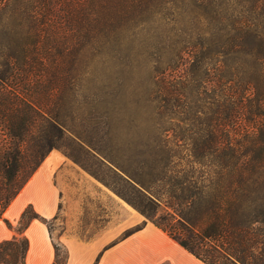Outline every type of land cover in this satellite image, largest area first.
<instances>
[{
	"label": "trees",
	"instance_id": "obj_1",
	"mask_svg": "<svg viewBox=\"0 0 264 264\" xmlns=\"http://www.w3.org/2000/svg\"><path fill=\"white\" fill-rule=\"evenodd\" d=\"M147 1L0 0V218L65 134L57 94L68 52L75 58L85 36L117 31ZM258 28L235 20V33L207 54L218 65L212 78L205 72L202 94L213 106L206 123L217 133L214 147L208 134L199 154L215 155L216 179L198 186L173 181L167 194L173 212L147 214L205 264H264V25ZM65 29L73 32L70 48ZM137 183L150 189L151 183ZM32 219L47 221L29 204L16 224L21 235L0 242V264H25L29 242L22 233ZM54 249L53 264H65Z\"/></svg>",
	"mask_w": 264,
	"mask_h": 264
},
{
	"label": "rangeland",
	"instance_id": "obj_2",
	"mask_svg": "<svg viewBox=\"0 0 264 264\" xmlns=\"http://www.w3.org/2000/svg\"><path fill=\"white\" fill-rule=\"evenodd\" d=\"M138 10L117 31L82 38V49L75 58L69 51L63 66L57 98L66 131L52 149L89 182L80 207L71 202L45 222L59 259L67 255L57 241L66 221L74 233L93 238L129 213L151 221L148 213L173 212L167 194L175 180L198 186L216 179L215 155L199 154L208 134L214 147L217 133L206 123L213 106L202 94L205 72L212 78L218 65L207 54L235 33V20L264 25V0H151ZM62 34L70 48L73 32ZM13 229L18 233V225Z\"/></svg>",
	"mask_w": 264,
	"mask_h": 264
},
{
	"label": "crops",
	"instance_id": "obj_3",
	"mask_svg": "<svg viewBox=\"0 0 264 264\" xmlns=\"http://www.w3.org/2000/svg\"><path fill=\"white\" fill-rule=\"evenodd\" d=\"M88 182L85 173L62 151L52 149L3 212L0 242L21 235L5 220L16 225L29 204L47 220L66 212L71 202L80 207ZM140 223L138 229L122 237ZM73 230L72 223L66 221L57 239L67 253L65 264H93L97 258V264H205L151 221L130 213L93 238H83ZM22 234L29 242L25 264H53L54 240L44 221L32 219Z\"/></svg>",
	"mask_w": 264,
	"mask_h": 264
}]
</instances>
